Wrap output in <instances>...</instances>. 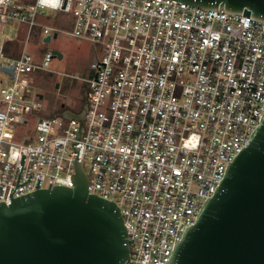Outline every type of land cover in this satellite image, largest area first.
Segmentation results:
<instances>
[{"label": "built area", "instance_id": "built-area-1", "mask_svg": "<svg viewBox=\"0 0 264 264\" xmlns=\"http://www.w3.org/2000/svg\"><path fill=\"white\" fill-rule=\"evenodd\" d=\"M225 11L175 0H0V202L37 191L38 178V190L74 188L82 163L90 194L121 210L126 264H166L264 115V21ZM60 16L69 32L41 23ZM14 24L16 37L5 35ZM60 33L96 48L83 122L61 116L83 106L44 115L36 80L57 58L46 51L38 65L26 53Z\"/></svg>", "mask_w": 264, "mask_h": 264}, {"label": "water", "instance_id": "water-1", "mask_svg": "<svg viewBox=\"0 0 264 264\" xmlns=\"http://www.w3.org/2000/svg\"><path fill=\"white\" fill-rule=\"evenodd\" d=\"M175 1L264 21V0ZM53 54L63 59L59 51ZM88 102L86 93L81 114L66 110L61 116L83 122ZM247 145L229 162L215 195L166 264H264V115ZM41 182L18 198L12 191L10 205L0 202V264H126L130 245L121 210L90 194L82 163L75 166L74 188L50 184L38 190Z\"/></svg>", "mask_w": 264, "mask_h": 264}, {"label": "rangeland", "instance_id": "rangeland-1", "mask_svg": "<svg viewBox=\"0 0 264 264\" xmlns=\"http://www.w3.org/2000/svg\"><path fill=\"white\" fill-rule=\"evenodd\" d=\"M41 23L64 32L71 29L70 19L63 16L42 20ZM17 34V25L5 28V35L16 37ZM43 39L44 36L32 40L26 48V53L33 57L36 64L42 65L46 51L56 50L63 54L62 60L54 59L48 68L49 71L40 73L36 80V86L44 96L42 102L44 115H55L61 111L62 105L72 110L82 106L84 100L82 87L86 85V90L89 87L84 80L93 76L91 63L95 46L85 40L71 38L65 33H60L57 39L47 45L43 43ZM57 84H60V89H56Z\"/></svg>", "mask_w": 264, "mask_h": 264}, {"label": "flooded vegetation", "instance_id": "flooded-vegetation-1", "mask_svg": "<svg viewBox=\"0 0 264 264\" xmlns=\"http://www.w3.org/2000/svg\"><path fill=\"white\" fill-rule=\"evenodd\" d=\"M85 87H86V86H83V87H82V88L84 89V100L82 101V102H83V103H82V106H83V104L85 103V96H86V93H88Z\"/></svg>", "mask_w": 264, "mask_h": 264}, {"label": "clouds", "instance_id": "clouds-1", "mask_svg": "<svg viewBox=\"0 0 264 264\" xmlns=\"http://www.w3.org/2000/svg\"><path fill=\"white\" fill-rule=\"evenodd\" d=\"M57 3H59V0H57Z\"/></svg>", "mask_w": 264, "mask_h": 264}]
</instances>
